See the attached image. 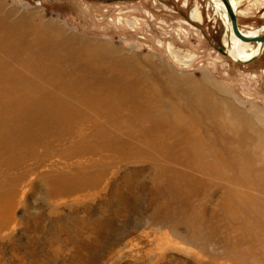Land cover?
<instances>
[{"label": "bare ground", "instance_id": "bare-ground-1", "mask_svg": "<svg viewBox=\"0 0 264 264\" xmlns=\"http://www.w3.org/2000/svg\"><path fill=\"white\" fill-rule=\"evenodd\" d=\"M207 1L225 25L223 56L242 65L258 58L264 43L236 39L223 2ZM255 31L240 30L259 36L264 26ZM135 58L0 6V222L11 220L17 186L41 169L37 187L53 199L91 192L124 163L122 174L111 172L112 221L143 202L152 220L188 228V243L211 245L215 257L222 246L230 260L264 264V128L218 88L143 70Z\"/></svg>", "mask_w": 264, "mask_h": 264}, {"label": "rangeland", "instance_id": "rangeland-1", "mask_svg": "<svg viewBox=\"0 0 264 264\" xmlns=\"http://www.w3.org/2000/svg\"><path fill=\"white\" fill-rule=\"evenodd\" d=\"M242 2L238 28L254 34L264 26V0ZM0 6L15 17L57 21L104 40L136 57L143 70L154 65L174 77L205 82L210 91L218 88L222 99L264 128V51L246 65L221 55L217 48L224 49L225 25L207 0H0ZM124 168L123 163L108 172L122 174ZM41 170L39 176L48 172ZM37 173L17 186L11 220L0 222V264H241L227 258L222 246L215 257L211 245L188 243V228L172 230L171 223L152 220L143 202L112 221L116 209L106 205L117 180L112 174L91 192L49 199L37 187ZM214 192L209 206L221 191ZM217 237L224 239L220 230Z\"/></svg>", "mask_w": 264, "mask_h": 264}, {"label": "water", "instance_id": "water-1", "mask_svg": "<svg viewBox=\"0 0 264 264\" xmlns=\"http://www.w3.org/2000/svg\"><path fill=\"white\" fill-rule=\"evenodd\" d=\"M221 1L223 2L226 12L230 18L231 29L236 39L240 40L241 42H245V43H250V42L264 43V34L259 35V36H252V37L242 34L238 28L237 15L232 9V6L230 5L229 0H221ZM217 50L220 54L226 55L223 53V50L221 47L217 48ZM253 60L254 58L251 59L250 61H253Z\"/></svg>", "mask_w": 264, "mask_h": 264}, {"label": "crops", "instance_id": "crops-1", "mask_svg": "<svg viewBox=\"0 0 264 264\" xmlns=\"http://www.w3.org/2000/svg\"><path fill=\"white\" fill-rule=\"evenodd\" d=\"M236 2H238V14H239V12H241L240 11V6H241V4L243 3V2H240V0H235ZM256 30V29H255ZM263 51H264V48H263ZM263 51H262V53H263Z\"/></svg>", "mask_w": 264, "mask_h": 264}]
</instances>
